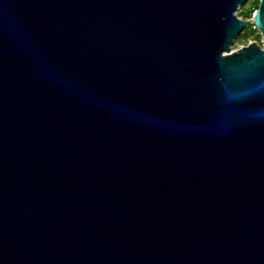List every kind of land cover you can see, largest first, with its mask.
Instances as JSON below:
<instances>
[{
    "label": "water",
    "instance_id": "water-1",
    "mask_svg": "<svg viewBox=\"0 0 264 264\" xmlns=\"http://www.w3.org/2000/svg\"><path fill=\"white\" fill-rule=\"evenodd\" d=\"M247 1L0 0V264H264Z\"/></svg>",
    "mask_w": 264,
    "mask_h": 264
},
{
    "label": "rangeland",
    "instance_id": "rangeland-1",
    "mask_svg": "<svg viewBox=\"0 0 264 264\" xmlns=\"http://www.w3.org/2000/svg\"><path fill=\"white\" fill-rule=\"evenodd\" d=\"M259 0H248L245 5L241 6L237 11V16L244 20L247 25L243 32H241L232 47V50H237L251 42H256L262 46V36L254 25V15L258 9Z\"/></svg>",
    "mask_w": 264,
    "mask_h": 264
}]
</instances>
